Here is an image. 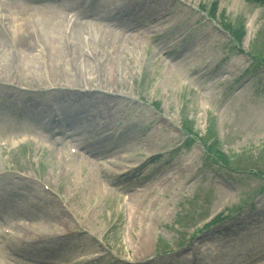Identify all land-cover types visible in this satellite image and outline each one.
Listing matches in <instances>:
<instances>
[{"label":"rangeland","instance_id":"1","mask_svg":"<svg viewBox=\"0 0 264 264\" xmlns=\"http://www.w3.org/2000/svg\"><path fill=\"white\" fill-rule=\"evenodd\" d=\"M38 1L0 0V101L6 102L0 107V136L21 135L8 127L13 122L51 139L45 131L53 126V97L66 116L70 141L84 154L65 159L64 145H56L52 155L34 151L33 162L25 161V150L12 159L0 154V261L64 264L91 255L106 256L98 264H123L120 256L134 264H264L262 0ZM118 2L125 5L114 15L110 8ZM213 2L221 23L237 28L246 19L242 52L232 50L218 22L196 11L200 3L210 8ZM71 11L91 25L72 28L65 19L56 21L54 16ZM34 18L45 22L47 32ZM183 78L199 93L182 88L177 79ZM20 102L23 116L16 115ZM204 103L220 114L218 133ZM184 121L200 137L211 130L237 173L209 163L199 141L164 155L183 140ZM112 130L114 136L102 140ZM126 154L137 163L153 154L164 157L124 179L103 171L105 163L127 171ZM24 174L41 178L52 191ZM53 192L64 197L80 226ZM220 213L227 220L195 237L206 252L200 254L191 235ZM3 227L17 237L3 235ZM157 230L173 247H166Z\"/></svg>","mask_w":264,"mask_h":264},{"label":"trees","instance_id":"2","mask_svg":"<svg viewBox=\"0 0 264 264\" xmlns=\"http://www.w3.org/2000/svg\"><path fill=\"white\" fill-rule=\"evenodd\" d=\"M216 13H217V7L216 4H214L211 9H210V14L212 15L213 18H216ZM223 27H225V29H228L229 31L232 32V34L238 39V41H241L243 36H244V27L243 26H239L237 28L233 27L231 24L228 23H223ZM185 129L190 132L193 133V128L189 123L185 124ZM204 144L207 146L208 151L214 155V157L217 159L218 162H220L223 166H229L230 160H227V156L222 153L220 150L217 149V143L214 141L211 143H209L208 141H203ZM223 218H217L214 223H218L222 220Z\"/></svg>","mask_w":264,"mask_h":264},{"label":"bare ground","instance_id":"3","mask_svg":"<svg viewBox=\"0 0 264 264\" xmlns=\"http://www.w3.org/2000/svg\"><path fill=\"white\" fill-rule=\"evenodd\" d=\"M39 13H41L42 15H51V16H52V14H50V13L44 11V10H43V12L41 11V12H39ZM57 25H59V23H57ZM57 45H60L59 40H58Z\"/></svg>","mask_w":264,"mask_h":264}]
</instances>
